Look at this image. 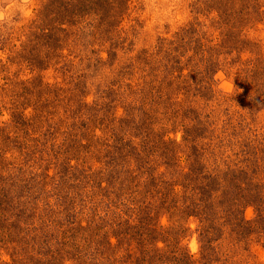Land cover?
Wrapping results in <instances>:
<instances>
[{
	"label": "rangeland",
	"instance_id": "obj_1",
	"mask_svg": "<svg viewBox=\"0 0 264 264\" xmlns=\"http://www.w3.org/2000/svg\"><path fill=\"white\" fill-rule=\"evenodd\" d=\"M214 2L0 0V264H264V0Z\"/></svg>",
	"mask_w": 264,
	"mask_h": 264
},
{
	"label": "trees",
	"instance_id": "obj_2",
	"mask_svg": "<svg viewBox=\"0 0 264 264\" xmlns=\"http://www.w3.org/2000/svg\"><path fill=\"white\" fill-rule=\"evenodd\" d=\"M232 2V0H215V2H214V4H215V6H216V11H215V14L217 15V17H218V20H219V23H220V27H218L217 28V30H221V33H223L224 32V35H226V36H228V38H229V36H231V34H232V31L231 30H233L232 29V27L233 26H231L230 28H228V27H225L226 25H227V22H228V19H229V22H231L232 21V19H234V18H236V17H238V14H237V12H236V9H234L233 11L230 9V7H229V3H231ZM70 11H71V9H70ZM240 16V15H239ZM196 25H197V27H199L200 25H201V23H200V21H197L196 22ZM42 26V24L41 23H38L35 27H36V30L38 31V32H35V33H33V34H35V38H36V40L32 43V44H41L42 43V41H46V43L45 44H49V45H54L55 43H56V41H55V39H54V37H55V35L53 34V31L51 30V29H49V28H45V27H41ZM197 27H195V28H197ZM51 30V31H50ZM41 31V32H40ZM62 31H63V29H62ZM220 32V31H219ZM196 33H197V31H196ZM32 33L30 34L31 36L33 35ZM199 34V33H198ZM54 36V37H53ZM199 38L200 37H198L197 39L199 40ZM225 38V37H224ZM224 38H221V39H223L224 41H223V45H220V46H217V47H227V45H225V44H229L230 43V40H227V39H224ZM225 45V46H224ZM170 69V68H169ZM175 78H180V80H179V89H185L186 88V86H188V81H187V79H186V76L185 75H183L182 74V72H180L177 76H175ZM182 81V82H181ZM32 89H34V87H31ZM17 111L18 112H20V113H17V112H15V114L14 115H12L13 116V118L16 120V122H19V121H22L21 120V117H23V118H25L27 115L24 113V111H20L19 109H17ZM19 116V117H18ZM197 128H201L200 126H196L195 128H190V132H193V130H191V129H197ZM189 131V130H188ZM195 131V130H194ZM190 145V144H189ZM189 145H188V147H189ZM188 156L191 158L190 159V166L192 165H194V163L195 162H199L200 164H202V161H201V159L199 158V159H197V160H195L196 159V157H194L192 154H188ZM188 157V158H189ZM170 163V161L168 160V158H166V161L164 162V165H167V164H169ZM193 168V167H192ZM241 171H243V169H240ZM157 174V176L158 177H160L159 176V174L160 173H156ZM151 176H153V175H151ZM179 176H181L182 178H184L185 176H186V173H183L182 171L179 173ZM188 176V175H187ZM128 177H129V175H128ZM160 179V178H159ZM181 179V178H180ZM178 180L179 179H177V180H171V182H165V189L166 190H169V191H167L166 193H165V195H164V197L166 198L165 200H168V203H166L165 205H161V208H159L158 210H165V212H167L166 214H174L175 212H176V214L177 213H179V211H181L182 209H184V210H189V208H194V206L196 205L195 204V202H193V201H187V202H185V200H188V199H190L191 198V196H189L188 195V193L186 192L183 196H180V200L178 201V202H175V201H173L172 200V198L174 199V194L175 195H178V192L176 191L177 189L175 188L176 186H178V185H183V181L182 180H180L179 182H178ZM158 182L159 180L158 179H156V177H151V180H150V182L148 183L149 184V187H151V188H155L157 185H155V182ZM160 181H162L161 182V184L164 182L163 180H160ZM159 183V182H158ZM157 183V184H158ZM163 190V189H162ZM174 192V193H173ZM1 193V192H0ZM195 193V192H194ZM182 195V194H181ZM1 196V195H0ZM194 196V195H193ZM2 200V199H1ZM191 200V199H190ZM192 205H194V206H192ZM182 206H183V208H182ZM199 208V205L195 208V210L193 211V212H195L197 209ZM155 210L156 209H154V207H153V205H150V211H149V209H148V211H147V214H149V213H151V212H155ZM158 210H156V211H158ZM187 215H194V213H186ZM24 216H25V213H24ZM196 217H197V219H199V217H198V215H195ZM200 217H201V219H199L198 220V222H199V226H198V229H202V228H204L205 227V224L206 223H204L205 221H207L208 220V218L207 217H205V216H202V215H200ZM15 225V224H14ZM164 229H166V227H163ZM164 232H166V231H164ZM162 234V233H161ZM168 236H170V238H171V235L168 233ZM175 238V237H174ZM173 240V239H172ZM201 238H200V242H201ZM158 241V240H157ZM167 241V240H166ZM175 241V240H174ZM173 243H175V245L177 246L178 245V247H179V242L178 241H175V242H170V243H168V245H167V247L169 248V247H171L172 245H173ZM158 248V247H157ZM160 249V248H159ZM181 254V253H180ZM186 256H188V255H186ZM184 257V256H183ZM40 261V260H39ZM42 261V260H41ZM5 264H18V262H16L15 263V260H14V262L12 261V263H9V262H6ZM41 264H43V262H41ZM45 264V263H44Z\"/></svg>",
	"mask_w": 264,
	"mask_h": 264
},
{
	"label": "clouds",
	"instance_id": "obj_3",
	"mask_svg": "<svg viewBox=\"0 0 264 264\" xmlns=\"http://www.w3.org/2000/svg\"><path fill=\"white\" fill-rule=\"evenodd\" d=\"M0 19H3V16H0ZM193 250H195V244H193Z\"/></svg>",
	"mask_w": 264,
	"mask_h": 264
},
{
	"label": "bare ground",
	"instance_id": "obj_4",
	"mask_svg": "<svg viewBox=\"0 0 264 264\" xmlns=\"http://www.w3.org/2000/svg\"><path fill=\"white\" fill-rule=\"evenodd\" d=\"M193 244H195V249H196V243H193Z\"/></svg>",
	"mask_w": 264,
	"mask_h": 264
}]
</instances>
